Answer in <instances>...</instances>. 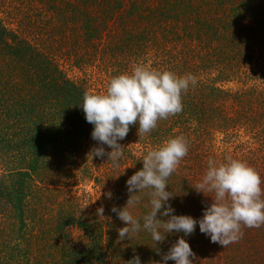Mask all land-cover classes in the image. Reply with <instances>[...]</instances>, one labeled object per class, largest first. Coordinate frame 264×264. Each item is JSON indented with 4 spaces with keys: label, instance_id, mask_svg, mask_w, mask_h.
<instances>
[{
    "label": "trees",
    "instance_id": "16d2710c",
    "mask_svg": "<svg viewBox=\"0 0 264 264\" xmlns=\"http://www.w3.org/2000/svg\"><path fill=\"white\" fill-rule=\"evenodd\" d=\"M137 64L197 83L149 134L130 126L119 166L91 159L111 149L91 138L83 95ZM176 136L188 154L167 181L174 215L199 220L210 206L194 190L209 159L246 162L264 180V0H0V264H163L178 238L192 264H264V226L224 248L198 225L157 245L143 228L118 238L125 225L111 209L126 205V181ZM138 195L129 211L143 225L150 197Z\"/></svg>",
    "mask_w": 264,
    "mask_h": 264
},
{
    "label": "clouds",
    "instance_id": "9594fccd",
    "mask_svg": "<svg viewBox=\"0 0 264 264\" xmlns=\"http://www.w3.org/2000/svg\"><path fill=\"white\" fill-rule=\"evenodd\" d=\"M196 83V77L191 73L178 76L172 71L161 72L137 64L131 73L112 77L103 94L84 93L80 107L86 122L93 125L91 138L111 149L105 152L104 147H95L89 153L91 159L107 156L108 161L119 166L124 147L118 141L126 138L130 126H137V136L149 134L157 127L158 121L182 112V94L190 86L194 88ZM187 154V140L176 136L143 156L142 168L126 181L129 193L126 205L111 209L125 225L117 230L119 239L138 234L143 228L157 245L173 232L189 236L198 225L199 231L210 237L212 243L224 248L238 242L243 228L264 226V188L261 187L264 180L253 167L236 159L219 164L209 159L207 170L194 189L211 199L202 218L174 215V209L168 203L173 195L166 190L167 181ZM138 193L150 197L151 211L143 216V225L129 211L141 202L142 196ZM107 197L111 198V193ZM103 212L100 207L96 215L103 216ZM158 214L168 219H160ZM156 251L159 255L158 248ZM191 257L194 253L190 245L185 239L178 238L162 255V262L166 264L171 260L175 264H192ZM127 264H141L139 256H134Z\"/></svg>",
    "mask_w": 264,
    "mask_h": 264
},
{
    "label": "rangeland",
    "instance_id": "374dc122",
    "mask_svg": "<svg viewBox=\"0 0 264 264\" xmlns=\"http://www.w3.org/2000/svg\"><path fill=\"white\" fill-rule=\"evenodd\" d=\"M68 72V76L71 77V78H74V76H80V73H76L74 71H67ZM81 192H83V189H80ZM86 192H89V193H93V190L91 188H86L85 189ZM71 236L73 238L74 241L78 242L79 241V235H78V232L76 230H72L71 232Z\"/></svg>",
    "mask_w": 264,
    "mask_h": 264
}]
</instances>
